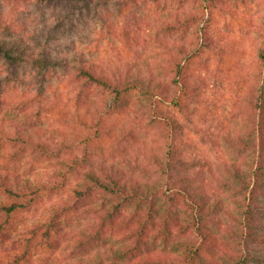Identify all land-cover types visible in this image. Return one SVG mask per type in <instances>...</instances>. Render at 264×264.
<instances>
[{
  "label": "rangeland",
  "instance_id": "obj_1",
  "mask_svg": "<svg viewBox=\"0 0 264 264\" xmlns=\"http://www.w3.org/2000/svg\"><path fill=\"white\" fill-rule=\"evenodd\" d=\"M184 11L190 17L186 24L171 31L160 27ZM67 12L55 2L0 0V41L15 56L11 61L0 55V168L39 177L46 185L34 204L10 217V236L0 238V264H50L48 258L68 264L99 250H110V261L126 260L111 247L122 250L132 242L136 220L111 225L102 240L79 244L80 236L95 230L96 210L119 198L101 193L74 201L87 169L104 162L149 184L150 194L156 190L159 214L143 254L184 264L185 242L197 236L184 225H193L199 203L207 202L211 215L205 224L214 239L198 241L204 253L188 264H234L221 247L235 251L226 243V228H238L244 196L224 185L230 175L224 162L252 170L250 141L260 123L264 131V71L258 59L264 0H122L110 5L105 19L92 10L69 12L56 23ZM43 26L48 28L44 34ZM181 45L188 50L182 52ZM82 61L110 71L150 65L154 83L166 85L176 72L172 67L181 65L184 74L173 88L182 103L163 94L152 97L145 83L124 102L110 98L109 107L102 88L83 89L71 76ZM156 113L178 119L176 132L156 120ZM237 135L245 141L229 138ZM168 159L172 164L163 173L158 163ZM250 195L264 228V183ZM56 206L53 239L34 240L27 248L20 244L35 224L49 225ZM166 209L174 215L168 237L160 234ZM134 210L130 204L125 214ZM251 246L263 259L264 240Z\"/></svg>",
  "mask_w": 264,
  "mask_h": 264
},
{
  "label": "trees",
  "instance_id": "obj_2",
  "mask_svg": "<svg viewBox=\"0 0 264 264\" xmlns=\"http://www.w3.org/2000/svg\"><path fill=\"white\" fill-rule=\"evenodd\" d=\"M45 3H60L67 7L68 12L63 15L56 17V23L62 20L70 13L78 12L83 14L84 11H95L99 12L101 18H106V15L110 14V5L113 3H120L122 0H40ZM184 11L181 15L175 16L173 19L163 20L160 27L166 31L178 29L182 24H186L189 16H185ZM46 27V26H45ZM43 26L41 31L43 34L46 33L47 27ZM32 36V35H30ZM22 45L24 42L21 40ZM188 47L180 46L182 52H186ZM12 47L6 45L0 41V55L14 61L15 56L12 53ZM258 59L262 70L264 71V40L258 47ZM176 72L173 75V80L169 83L160 84L154 83V70L150 65L143 68L141 64L133 67H126L125 69L119 70H98L90 61H82L74 65V69L71 72V76L79 83L83 89H89L92 86H99L102 88L104 96L107 98V106L110 107V98L117 100V102H124L126 94L139 90L143 84H148L147 92L152 97L156 95H165L166 98L171 100L174 104H181V97L178 92L173 88L175 83H178L175 79L178 75L184 74L181 65H178L175 69ZM184 85L187 86V78H184ZM160 88L162 90H160ZM84 92V91H83ZM158 98V97H157ZM156 120L162 125L167 127L171 132H176L179 128L180 121L172 116L169 118L162 117L156 113ZM261 123L259 127H255V135L253 141L250 144L254 148L255 165L252 170L245 169L236 161H225L224 166L230 173L229 177L224 178V185H229L234 188L236 192L243 194L244 198L241 203L240 214L237 216L239 221L238 228L236 231L231 226L227 227L228 232L226 243H231L232 249H226L224 245V238L220 243L221 249L226 252L223 256L230 258L234 264H264V258L258 257V254L252 251V243L257 240H264V228L257 223L255 215L254 200L250 193L257 187H261L264 183V138ZM173 133V134H174ZM230 139L244 140L240 135L230 136ZM161 162V161H160ZM159 169L166 173L172 161L168 159V164L161 162ZM257 164V165H256ZM118 165L116 163L104 162L100 166L90 167L87 169L86 178L84 182L80 183V186L76 188L78 196L74 201H78V197L85 199L89 195L99 196L110 195V193L119 197L115 202L110 204H103L102 207L96 210V215L99 218L95 230L91 233H84L85 235L80 236L79 244L92 239L102 240L105 234H110L111 225H120L122 223L137 221V226L132 234V242L126 244L127 246H120L123 250L118 249L116 246H112L118 256L126 257V260H112L110 261V250H99L93 255L88 257H77L74 262L68 264H180L179 260H170L167 257H150L143 254L142 250L149 244V235L157 223V216L159 214V201L156 190L151 191L150 194L147 190L150 188L149 184H145L139 179L126 177L125 174L120 173ZM46 185L39 177L31 178L21 176L16 171H10L7 169L0 168V238L10 236L7 231V224L10 222V217L14 212H17L23 208H27L34 204L42 195ZM248 199V201H247ZM250 199V200H249ZM71 204L70 201H65L63 205ZM130 204H134L135 210L126 213V209ZM169 205V204H168ZM65 207V206H64ZM62 207L64 210L65 208ZM167 207V206H166ZM207 202L199 203L197 208L198 215L194 214L195 222L193 225L188 222L184 226L187 230H195L197 236H190L189 240L185 242V251L183 255L184 264L192 262L194 259L198 261L201 259L204 253L203 244L208 243V239L212 240L213 232L209 227H206L205 222L211 215V211L207 208ZM55 212L51 215L50 220L47 222L49 225L46 227L43 224H35L32 226V232L25 233L20 237V244H25V247H29V243L34 240H52L50 231L52 230L51 225L56 222V216L60 212V207H55ZM172 211L166 209L160 222V234L168 237L172 233L174 227L172 221L174 215ZM200 213V214H199ZM110 221L112 224H110ZM259 224V225H258ZM182 228V227H181ZM261 229V231H260ZM154 230V229H153ZM41 233V237L38 234ZM108 235V234H107ZM22 238V239H21ZM197 238V240H196ZM222 238V237H221ZM18 238L16 239L17 242ZM202 240V243L198 241ZM225 243V244H226ZM230 245V246H231ZM143 248V249H142ZM225 248V249H224ZM110 249V248H109ZM120 252V253H119ZM18 254L14 257L16 258ZM20 256V255H19ZM140 258L136 261V258ZM229 259V260H230ZM230 260V261H231ZM47 263L50 264H64L55 258L46 259Z\"/></svg>",
  "mask_w": 264,
  "mask_h": 264
}]
</instances>
